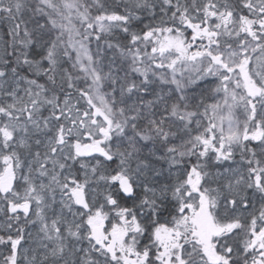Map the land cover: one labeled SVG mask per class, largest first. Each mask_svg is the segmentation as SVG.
<instances>
[{"label": "snow or ice", "instance_id": "6c2138e0", "mask_svg": "<svg viewBox=\"0 0 264 264\" xmlns=\"http://www.w3.org/2000/svg\"><path fill=\"white\" fill-rule=\"evenodd\" d=\"M0 264H264V0H0Z\"/></svg>", "mask_w": 264, "mask_h": 264}]
</instances>
